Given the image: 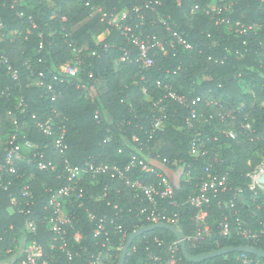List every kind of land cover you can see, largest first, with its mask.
Here are the masks:
<instances>
[{"label": "trees", "instance_id": "16d2710c", "mask_svg": "<svg viewBox=\"0 0 264 264\" xmlns=\"http://www.w3.org/2000/svg\"><path fill=\"white\" fill-rule=\"evenodd\" d=\"M97 2L109 13L128 11L132 20L127 23L136 32L167 37L170 32L177 31L192 43L193 49L178 48L175 55L155 50L151 53L155 64L149 70L141 71L136 63L138 49L98 18L88 20L89 9L84 4L75 0H18L12 8V0H1L0 15L4 27L0 29V53L19 71L16 81L5 66H0V89L7 91V96L0 100L1 137L6 140L15 134L25 135L27 140L38 145L40 152L46 154V160H53L58 165V169L50 174L37 170L35 165L26 166V163L18 162L19 167L33 173L35 178L30 181V175L18 180L12 177L9 180L12 179L16 186L9 191L0 188V237L4 238L3 242L0 241V250L3 251L0 262L6 263V250L24 237L36 239L48 256L55 254L61 263L68 262L66 253L53 250L60 241H56L50 231L47 218L53 215V211L46 208L49 191L67 183L61 177L64 158L54 149L58 127L66 129L69 147L66 157L73 166L107 164L124 167L137 156L136 173L131 178L145 184H158L159 173L168 175V170L176 171L178 166L184 167L186 173L190 172L191 180L176 184L175 198L159 200L157 211L169 217L177 214L178 228L186 238L197 230V212L186 204V200L197 193L206 177V168L212 165L213 171L228 174L232 190L212 199L209 208L211 237L197 244L187 241V252L190 256H199L224 248L246 246L264 251V237L257 243H251L238 234L241 229L259 231L264 225V192H252L246 177L264 158V0H182L180 5L175 0ZM145 3L152 4L150 9L142 11L145 26L138 29L135 26L141 20L134 9L145 8ZM224 4L232 5L233 12L225 14L231 18L232 24L240 22L260 28L244 38L230 26H217L204 8ZM196 6L200 9L194 11ZM21 12L23 17L18 15ZM62 17L66 18L65 22ZM245 39L248 46L243 45ZM72 42L77 47L87 45L88 50L80 55L83 65L77 77L66 79L64 84L56 83L61 97L52 102L47 89L32 85V74L59 73L62 65L72 63L75 57L74 45L70 46ZM126 52L130 53V61L119 62ZM210 57L213 60L210 61ZM215 59L225 62L216 63ZM159 81L172 85L177 94L189 100L202 97L207 101L214 97L225 106L237 110L242 108L237 114L238 120L249 123L255 133L241 130L243 132L236 140L227 139L222 132L238 125L218 120L189 128L186 123L189 109L165 99V91L157 85ZM160 99L168 106L169 118L164 130L154 133V103ZM198 108L205 116L215 112V108L205 105ZM34 115L37 119H33ZM14 116L18 126L13 122ZM49 118L56 122L52 137H47L36 127L37 121ZM134 136L142 143V152L140 143L133 141ZM194 141L202 151H207L205 156L191 153ZM3 156L0 150V160ZM148 156L160 164L154 165V173L144 172L139 165L140 161L152 165ZM216 156L220 165L215 163ZM26 183L31 184L36 195L33 211L38 232L35 236L25 228L26 216L17 214L11 207L10 196L18 194V186ZM82 186L85 188L84 197L69 199L64 207L72 222L66 227V240L74 255L79 252L74 264H85L90 253L103 249V242H107L108 249H113L115 254L124 234L129 238L134 232L151 226L141 213L143 208L151 205L144 197H137V192L124 183L113 180L110 175L95 178L88 175ZM239 190H242L241 194ZM90 213L106 220L108 236L95 237L97 223L90 220ZM225 218L231 226L229 237L220 236L219 224ZM118 227L122 232L117 230ZM76 233L82 235V241L80 246L73 247L72 236ZM156 239L169 244L177 238L165 229L145 233L132 244L125 264H157L150 258L151 253L160 250ZM118 254L119 262L122 252ZM239 256L235 253L191 263L184 258L183 251L179 255L181 264H241ZM250 257L264 264L263 257Z\"/></svg>", "mask_w": 264, "mask_h": 264}, {"label": "built area", "instance_id": "2783aa9c", "mask_svg": "<svg viewBox=\"0 0 264 264\" xmlns=\"http://www.w3.org/2000/svg\"><path fill=\"white\" fill-rule=\"evenodd\" d=\"M78 1L86 8L89 9L88 20L98 18L100 22L108 25L110 29H113L119 32L123 37H125L131 44H133L138 49V55L136 63H138L141 71H147L155 64L154 57L152 52L157 50L165 52L167 54L173 53L175 55L178 51V48L185 50L193 49L192 43L188 39L177 31L170 32L169 36H156V35H146L144 32H136V29L132 25H129L127 21L132 20L128 11L109 13L105 10L104 6L98 3V0H75ZM177 4H181L182 0H175ZM12 8L18 3V0H12ZM1 3V0H0ZM4 3V2H3ZM152 3H145V8L137 7L134 9L137 18L141 20L135 28H142L145 26V18L142 13L144 9H150ZM156 4H159L156 1ZM5 5V3H4ZM200 7L196 6L194 11L199 10ZM204 11L207 15L211 16L215 20L217 26H230L231 29L239 36L247 38L249 34L253 31L258 30L260 27L257 25H242L240 22L232 24L231 18L225 14H231L233 12L231 4L224 5H207L204 8ZM19 17H23L24 14L21 12L18 14ZM62 21L65 22L66 18L62 17ZM4 27L3 18L0 15V29ZM170 30V28H169ZM211 38V35L208 36ZM247 39L244 40L243 45L248 46ZM74 45L73 52L75 54L74 60L72 63H66L60 67L59 73H48L34 72L32 85L37 88H45L48 92L51 93L52 102H56L61 97V92L56 87V83L64 84L66 79L77 77L79 74L80 68L83 65V60L80 58V55L83 51L88 50V46L84 45L82 47H77L75 43H71L70 46ZM43 45L41 44V48ZM236 54H239L237 51ZM241 57L244 55L240 54ZM130 53L126 52L119 60L121 63H126L130 61ZM209 60H213L212 57ZM215 62H220L223 64L225 60L215 59ZM0 66H5L7 72L14 80L19 79V71L14 69L10 65L8 58L3 56L0 53ZM92 77V75H91ZM143 78V77H142ZM158 87L165 91V99L172 100L176 104L186 107L189 109V114L186 118V123L189 128H194L196 124H210L212 121L218 120L220 123L233 122L237 123L238 127H231L225 129L222 134L230 140H236L240 133L243 131H248L249 133H255L251 130L249 123H244L238 120L237 114L241 112L242 108L237 110L232 106H225L221 101L216 100L214 97H211L207 101H203L202 97H197L189 100L186 96L179 95L173 89L170 84H162L160 81L157 83ZM146 93V88L143 89ZM7 96V91L0 89V100ZM163 99L154 103L156 108L155 114L153 117L152 130L154 133L163 131L166 125V121L169 118L168 106L164 103ZM21 105H24L23 102ZM205 105V107L215 108V112L205 116L204 112L198 107ZM264 105V102H263ZM24 113V111H22ZM11 115V113H9ZM59 116L58 114H56ZM12 116V115H11ZM97 117V116H96ZM249 115H247L246 120ZM13 122L16 126L19 125L16 116L13 118ZM33 119H37L34 115ZM36 127L47 137H52L56 131V122L54 119L49 118L45 121H37ZM59 132L55 133L56 137L54 139V149L58 151L62 157L63 161V170L61 177L67 180V183L62 187L53 189L49 191L50 197L48 200V206L46 207L53 211V215L50 218H47L50 226V231L55 235L56 241H60L58 245L53 246V250L58 249L62 253H66L68 256V262L61 263L60 260L55 254L47 255L45 254L42 245L36 239H28L24 237L19 240V243L15 246L10 247L6 250L5 254L7 257L6 263L4 264H74V261L79 257V252L75 255L70 250V244L66 240L67 238V226L71 225V218L68 214L65 213L64 207L65 202L69 199H82L85 195V188L82 186V183L85 181L88 175H91L93 178L102 175H110L113 180L120 181L124 183L127 187L134 189L137 192V197H144L149 204L150 208H143L141 210L142 215L145 216L146 221L151 224V226L159 225L162 223L168 225H174L178 230V215L174 214V217H169L165 214L158 213V201L159 200H172L175 198V189L176 184L182 180L189 181L191 180V173H186L185 168L178 166L176 171H169L168 175L164 173H159L158 184H145L141 180L136 178H131L135 176L136 167L138 163V157L134 156L131 163L127 166L120 167L118 165H95L88 164L85 167L73 166L68 158L66 157L69 147L66 142V129L64 127H58ZM243 130V131H241ZM23 140V142L19 141ZM133 141L136 143L139 142V138L136 136L133 137ZM0 150L3 151V159L0 160V188L4 191H9L11 187L16 186V183H13L12 179L15 178L18 180L25 175H30V181H32L35 176L33 173L27 172L19 167L18 162L26 163V166L35 165L36 169L39 171L47 172L53 174L57 172L58 165L53 160H46V154L40 152L38 145L27 140L25 135L15 134L8 139H3L1 137V125H0ZM140 151H143V145L140 143ZM191 153L196 156H205L207 151H202L197 145L196 142H193ZM149 161H152L151 164H145L143 161L139 162V165L142 167V170L146 173H154L155 166L160 165L156 159L148 156ZM164 163H167L164 160ZM215 163L220 165L218 156L215 157ZM155 165V166H154ZM251 165V162H249ZM213 167L210 165L206 168V177L201 182L197 193L189 196L186 200V204L191 206L196 210L195 222L197 224V230L194 235L189 238L184 237V240L187 244V241L194 244L201 243L206 239L210 238L212 235V229L208 223L209 218V208L212 203V199L222 196L223 194L232 190L229 185V176L228 174H221L217 171L212 170ZM171 175L173 177H171ZM264 175V158L263 161L258 164L252 171L248 172L246 177L249 179L248 188L257 194V192H264V184L260 182L261 177ZM18 194H13L10 196L11 207L19 215L26 216V227L27 231L35 236L38 232V226L34 219L35 212L33 211L36 206V195L30 183H26L18 186ZM239 193H242V190H239ZM233 203V202H232ZM234 207V204H231ZM89 218L92 222L97 223V228L95 230V237L99 238L102 235L108 236L106 232V220L98 219L93 213H90ZM240 222V220H237ZM14 226H11L13 229ZM220 236L229 237L231 234V226L227 218L219 224ZM119 232H122L121 227L117 229ZM105 233V234H104ZM246 241L251 243H257L264 237V225L263 229L259 231H253L251 229H241L238 233ZM128 236L124 234L121 239L120 245L117 248V252L113 254V249H108V243L103 242L101 244V250L90 253V258L85 264H118L119 254L122 252ZM0 241L3 242L4 238L0 237ZM82 235L76 233L72 236V245L73 247H78L81 245ZM158 248L160 249L158 253H151L150 258L157 264H181V258L179 257L180 251H182L181 242L175 240L172 243H165L163 241L155 240ZM100 245V243H97ZM252 247V246H251ZM85 252L87 249L81 247ZM240 256L238 261L241 264H261L259 260H255L250 257L251 254L239 253ZM10 255H15L10 257ZM3 256V251L0 250V257ZM19 259V260H18ZM79 264V263H77Z\"/></svg>", "mask_w": 264, "mask_h": 264}, {"label": "water", "instance_id": "95a60500", "mask_svg": "<svg viewBox=\"0 0 264 264\" xmlns=\"http://www.w3.org/2000/svg\"><path fill=\"white\" fill-rule=\"evenodd\" d=\"M260 182L264 184V175L261 177ZM159 229L168 230L176 236L177 240H179L181 242V247H182L184 258L188 262H191V263L203 262V261H206L209 259L217 258L220 256H226V255H230V254H235V253H247V254H251V255H255V256L264 258V251H262L258 248H255V247H251V246L224 248V249L214 251V252L208 253V254H203V255H199V256H190L187 252V244L184 240V235L182 234V232L180 230H178L177 227L174 225H168V224L162 223L159 225L144 227V228L134 232L132 235H130V237L128 238L127 243H126V245L122 251V254H121V257H120L118 264H125L129 250H130L132 244L134 243V241L138 237L142 236L145 233L153 232V231L159 230Z\"/></svg>", "mask_w": 264, "mask_h": 264}, {"label": "rangeland", "instance_id": "374dc122", "mask_svg": "<svg viewBox=\"0 0 264 264\" xmlns=\"http://www.w3.org/2000/svg\"><path fill=\"white\" fill-rule=\"evenodd\" d=\"M0 264H4L3 262H0Z\"/></svg>", "mask_w": 264, "mask_h": 264}, {"label": "crops", "instance_id": "0c3cea01", "mask_svg": "<svg viewBox=\"0 0 264 264\" xmlns=\"http://www.w3.org/2000/svg\"><path fill=\"white\" fill-rule=\"evenodd\" d=\"M171 177H173V176L171 175Z\"/></svg>", "mask_w": 264, "mask_h": 264}]
</instances>
